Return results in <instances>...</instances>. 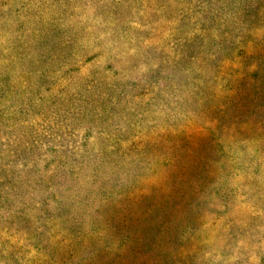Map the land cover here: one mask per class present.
I'll list each match as a JSON object with an SVG mask.
<instances>
[{"label": "rangeland", "instance_id": "1", "mask_svg": "<svg viewBox=\"0 0 264 264\" xmlns=\"http://www.w3.org/2000/svg\"><path fill=\"white\" fill-rule=\"evenodd\" d=\"M115 1H76L77 72L47 91L30 75L39 64L9 63L62 138L39 137L57 147L51 171L18 173L0 154V184L16 175L19 188L0 192V264H264V0ZM52 2L8 0L0 37L24 14L58 13ZM71 76L95 89L61 96L80 91Z\"/></svg>", "mask_w": 264, "mask_h": 264}, {"label": "trees", "instance_id": "2", "mask_svg": "<svg viewBox=\"0 0 264 264\" xmlns=\"http://www.w3.org/2000/svg\"><path fill=\"white\" fill-rule=\"evenodd\" d=\"M76 1L79 0H62L60 3L59 0H53L51 7L55 5L60 6L58 13L56 11L52 17H48L47 19L45 17L43 18L41 14L39 16L35 14L32 15L31 13L24 14L22 16H24L26 21L24 20V22H22L23 26L20 25L18 28V31H20L21 34L19 33L18 35H15L14 33H10L6 38L7 40L0 37V64H6V69L4 71L2 70L3 66H0V118L3 119V121L0 120V154H2L1 157L4 156V154L9 155L10 160L5 166L17 167L18 173L26 172L28 170L33 171V169H38L39 166H45L49 171H51L53 169V164L50 162V153L55 154L53 153V150H55V148L57 149V147L41 143L42 141H40L39 137L44 133H48L46 135L54 140H59L62 137L52 131L55 127H51L49 123H46L44 120L41 122L38 119L41 117L30 107V100L34 98V96L36 97V93L33 94V88H31L29 84V79L31 78L19 75L20 79H12L11 71L9 70V63H14V61L21 58L27 60L25 61L27 63L39 64V73L30 71V75H32V77L39 75V85L36 89H46L49 84V80H59L58 78L61 74L69 75V73H71L73 75L76 73L77 71L74 63H71L70 60L75 59V56H78L74 50V46L79 41V38L72 36L69 33L76 23ZM254 1L259 3L261 0ZM115 2L117 3L116 6H119V3H122V0H116ZM124 5L125 4L121 5V7ZM11 7L12 5L8 4V0H5L3 5H0V17H2V13L4 12L3 10ZM259 7L260 6L256 9L259 10ZM40 16L41 19H39ZM217 21L218 19L216 17L209 20V23L214 24L217 23ZM116 22H118V18L116 19ZM253 23L254 22H248L249 25H253ZM124 24L125 22H120L119 25L123 26ZM199 29L202 30V27ZM203 30L205 29L203 28ZM207 32L208 31L206 30V33ZM244 38V35H240L239 37H236L233 34L228 35V43H230L232 48L239 51L240 49L238 46ZM12 39L13 41L10 42ZM188 40L191 41L192 39ZM37 43L41 44L44 49L48 46L56 45V47H53L52 55H47L42 59H36L34 57L28 58V52L31 51ZM202 45L203 44L201 43V46ZM55 62L61 64L57 71H54L51 67V64ZM13 65L16 64L14 63ZM58 74L59 76L56 77ZM68 79L70 80L69 84H77L76 87L80 89V91L70 93L66 88L56 86L55 88L60 90L59 94L61 96L70 97V99H78L82 95L84 87L86 91L95 89L93 81L86 83H82L80 81L74 82L73 76ZM12 95H14L16 102L9 103V99L13 97ZM17 97H19L18 100ZM37 100L41 101L42 99L38 98ZM14 103H16L18 107L17 112L20 115H24L25 118L30 116L33 121L27 120L19 123L18 118H16V116L14 117L16 113L13 109V106H16ZM57 103L62 105V103L58 102V100ZM8 121H13L10 128L7 127L9 126L7 125ZM20 126H23L26 129V132L21 136L14 137V135L8 133V131L11 133L12 129L14 130ZM84 138L87 139L90 138V136L86 135ZM60 149L62 150L61 155L64 157L69 153V148L65 146H61ZM63 150H66V152H63ZM20 157L22 160L18 159ZM51 159H53V157ZM66 163H68V161H66ZM15 183L16 175L10 176L6 186L0 184V192L7 190L18 191L19 188L15 185Z\"/></svg>", "mask_w": 264, "mask_h": 264}]
</instances>
